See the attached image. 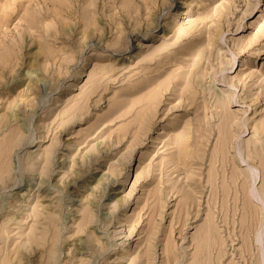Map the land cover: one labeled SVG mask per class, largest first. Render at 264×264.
Returning a JSON list of instances; mask_svg holds the SVG:
<instances>
[{"label": "rangeland", "instance_id": "obj_1", "mask_svg": "<svg viewBox=\"0 0 264 264\" xmlns=\"http://www.w3.org/2000/svg\"><path fill=\"white\" fill-rule=\"evenodd\" d=\"M262 255L264 0H0V264Z\"/></svg>", "mask_w": 264, "mask_h": 264}, {"label": "bare ground", "instance_id": "obj_2", "mask_svg": "<svg viewBox=\"0 0 264 264\" xmlns=\"http://www.w3.org/2000/svg\"><path fill=\"white\" fill-rule=\"evenodd\" d=\"M5 89V88H4ZM259 242H260V240H259ZM6 256V255H5ZM262 260H263V264H264V255H262ZM7 259V258H6ZM1 261V260H0ZM3 261H5V260H3Z\"/></svg>", "mask_w": 264, "mask_h": 264}]
</instances>
